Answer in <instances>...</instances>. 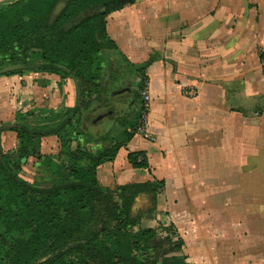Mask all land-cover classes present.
Instances as JSON below:
<instances>
[{
    "label": "crops",
    "instance_id": "crops-1",
    "mask_svg": "<svg viewBox=\"0 0 264 264\" xmlns=\"http://www.w3.org/2000/svg\"><path fill=\"white\" fill-rule=\"evenodd\" d=\"M149 31L155 40L147 50ZM106 33L117 47L110 53L131 67L152 60L143 75L153 141L133 136L96 169L98 186L114 191L163 182L154 195L134 200V231L173 228L188 264H264V109H256L264 104V0H137L107 16ZM5 81H17L19 92L44 95L46 112L74 108L76 89L68 79L27 73L0 77ZM181 87L197 96L183 97ZM208 134L222 154L228 143L235 150L230 216L225 188L209 184ZM136 153L145 155L147 169L128 164ZM246 192L252 198L243 204Z\"/></svg>",
    "mask_w": 264,
    "mask_h": 264
},
{
    "label": "trees",
    "instance_id": "trees-1",
    "mask_svg": "<svg viewBox=\"0 0 264 264\" xmlns=\"http://www.w3.org/2000/svg\"><path fill=\"white\" fill-rule=\"evenodd\" d=\"M59 1L14 0L0 4V51H6L8 64L25 65L30 55H38L41 63L37 71L61 75V79L74 77L101 51H117L107 36L106 18L137 0H69L50 24V15ZM76 19L80 21L75 24ZM70 23L74 24L69 27ZM259 61L264 75V54ZM151 63L149 59L136 68L143 81L140 89L145 88L143 72ZM13 74L2 73L0 66V77ZM139 105L141 111V100ZM96 109L85 115H92ZM60 131L31 132L30 136L42 139L57 136ZM133 136L134 132L126 136L125 143L107 162ZM127 162L134 170L148 168L143 153L129 154ZM103 164L89 161L86 167L70 170L72 182L41 189L7 172L0 161V194H4L0 196L2 264H67V260L68 264H188L181 255L183 242L173 228L134 231L139 221L130 214L134 200L143 193L154 195L163 182L104 190L96 181V169ZM84 215H88V221ZM42 256L48 258L39 263Z\"/></svg>",
    "mask_w": 264,
    "mask_h": 264
},
{
    "label": "rangeland",
    "instance_id": "rangeland-1",
    "mask_svg": "<svg viewBox=\"0 0 264 264\" xmlns=\"http://www.w3.org/2000/svg\"><path fill=\"white\" fill-rule=\"evenodd\" d=\"M11 1L14 0L1 1L0 4ZM147 33L150 36L146 37L145 42L149 50L154 47L155 38L151 36V31ZM122 34L124 41L128 39L131 41L129 33L122 31ZM259 41L264 42V37L259 36ZM138 49L143 50L144 46ZM40 63L38 55H30L25 65H10L6 51L4 49L0 51L1 70H13L10 74L15 73L9 75L10 77L27 73L47 74L36 70ZM25 67L28 70L23 69ZM73 75L74 77L64 79H61L63 78L61 75H55L60 80H70L76 89L74 108L64 107L58 111L46 112L45 103L41 102V99L46 101L44 95L39 99L35 93L19 92L20 86L17 81L15 84L10 81L0 83V161L7 172L10 171L31 187L50 189L53 186H63L72 182L69 176L70 170L86 167L89 161L107 163L115 149L125 143L126 136H132L138 106L132 110L127 109L125 118L120 121L113 123L103 121L96 127H90L91 131L104 130L101 136L83 132L82 121L86 113L96 108L107 107L111 104V95L123 90H129L136 95L139 105L142 97L147 94L144 89H140L143 81L137 69L119 59V55L101 51L93 58L91 65L81 66ZM184 92L192 95L188 96ZM181 94L188 99L197 96L194 90L186 87H181ZM73 109L76 112L71 114L70 111ZM256 109L261 111L264 109V104L261 107L256 106ZM249 112L253 115L256 113L253 107H250ZM11 128L16 129L17 132H13ZM60 129L57 136L42 139H32L30 136L31 132L37 134ZM262 137L263 134H258L257 141L262 140ZM216 143L217 139L208 134V180L209 184L213 182L212 187L217 182L225 188H223V200L225 209H229L232 199L230 188L238 172L233 155L235 150L232 149L233 143H228L225 144L227 148L223 149L222 154ZM217 160L220 161L218 164ZM249 192H246L242 200L243 204L251 200ZM0 196L4 197V194ZM214 198L210 196L207 200L210 202ZM114 199L117 201L116 197ZM229 213L230 209L229 212L225 211V216ZM243 216L246 217L247 214ZM88 218V215H84V220L88 221ZM158 231L160 232L159 229ZM47 258L42 256L38 262L43 263ZM1 260L0 255V264H2Z\"/></svg>",
    "mask_w": 264,
    "mask_h": 264
},
{
    "label": "water",
    "instance_id": "water-1",
    "mask_svg": "<svg viewBox=\"0 0 264 264\" xmlns=\"http://www.w3.org/2000/svg\"><path fill=\"white\" fill-rule=\"evenodd\" d=\"M68 1L69 0H60L59 3L55 6L54 10L50 15V24H52L54 19L61 14ZM102 11H104V8L100 10V12ZM85 15L89 16L91 15V13H86ZM79 21L80 19H76L74 23H79ZM74 23H70L68 26L71 27ZM10 72H13V70L2 71V73L4 74H8ZM130 98L131 92L129 90H123L121 92L111 95L110 106L96 109V116L91 122V126L96 127L103 121L107 123L115 122L123 115L124 109L128 105L127 103Z\"/></svg>",
    "mask_w": 264,
    "mask_h": 264
},
{
    "label": "built area",
    "instance_id": "built-area-1",
    "mask_svg": "<svg viewBox=\"0 0 264 264\" xmlns=\"http://www.w3.org/2000/svg\"><path fill=\"white\" fill-rule=\"evenodd\" d=\"M184 94L191 96V93L184 92ZM142 110L138 109L137 117H136V124L133 129L135 136H141L146 140L153 141L150 135L147 134V113L149 110V98L148 96L142 97ZM140 107V105H139Z\"/></svg>",
    "mask_w": 264,
    "mask_h": 264
},
{
    "label": "flooded vegetation",
    "instance_id": "flooded-vegetation-1",
    "mask_svg": "<svg viewBox=\"0 0 264 264\" xmlns=\"http://www.w3.org/2000/svg\"><path fill=\"white\" fill-rule=\"evenodd\" d=\"M131 102L133 103V106L130 108L132 110L133 108L138 106V98L132 92H131V98L128 100V103H127L128 105L125 107L123 115L119 119H117L116 122L125 118L126 111L128 109L129 103H131ZM108 106H110V104ZM95 113L96 112L92 113V115L88 114V115L84 116L83 121H82V129L84 132H90L96 136H101V134H103L105 132L104 130H102L101 132L95 131V130H93V131L90 130L91 122L93 121L94 117L96 116Z\"/></svg>",
    "mask_w": 264,
    "mask_h": 264
}]
</instances>
